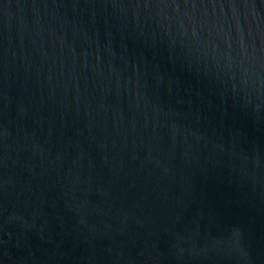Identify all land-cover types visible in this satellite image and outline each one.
Segmentation results:
<instances>
[{
    "label": "water",
    "instance_id": "1",
    "mask_svg": "<svg viewBox=\"0 0 264 264\" xmlns=\"http://www.w3.org/2000/svg\"><path fill=\"white\" fill-rule=\"evenodd\" d=\"M0 264H264V0H0Z\"/></svg>",
    "mask_w": 264,
    "mask_h": 264
}]
</instances>
